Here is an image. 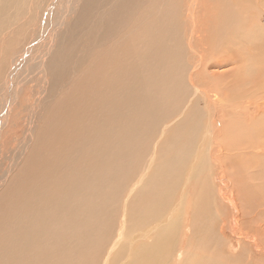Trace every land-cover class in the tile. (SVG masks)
Instances as JSON below:
<instances>
[{"label":"bare ground","instance_id":"obj_1","mask_svg":"<svg viewBox=\"0 0 264 264\" xmlns=\"http://www.w3.org/2000/svg\"><path fill=\"white\" fill-rule=\"evenodd\" d=\"M40 27L47 28L42 36ZM13 36L11 53L0 67L1 149L2 130L30 76L38 75L40 91L35 107L27 109L30 117L7 154V165H0V264H66L62 261L69 251L62 240L70 241L79 225L85 226L79 241L86 246L93 239L86 231L111 204L106 211L107 201L101 207L108 196L103 188L117 184L121 164L148 145L153 148L148 167L125 196L133 200L147 190L153 195L146 208L136 206L133 224L142 226L177 198L178 204L169 209L176 213L129 234L122 249L131 220V202L125 200L101 264H112L114 257L118 264H165L164 253L182 222L180 186L190 180L200 186L197 202L189 206L195 235L191 243L196 247L213 238L212 249L220 254L223 241L217 233L223 234L224 221L219 229L214 224V189L204 183L212 176L213 154L224 167V149L231 145L225 136L244 138L249 153L261 145L257 141L264 132V111L247 123L233 108L251 99L264 109V0H0V56ZM20 56L25 61L12 65ZM177 107L180 112L173 115ZM218 110L228 116L221 142L215 135L219 126L211 121ZM161 121L165 123L159 128ZM263 157L251 155L250 160L256 165ZM233 169L238 171V165ZM81 189L90 195L82 199ZM235 197L228 193L226 199ZM203 225L210 234L201 240L197 233ZM79 247L71 249V259ZM211 260L221 264L218 257ZM178 263L189 264V252Z\"/></svg>","mask_w":264,"mask_h":264},{"label":"rangeland","instance_id":"obj_2","mask_svg":"<svg viewBox=\"0 0 264 264\" xmlns=\"http://www.w3.org/2000/svg\"><path fill=\"white\" fill-rule=\"evenodd\" d=\"M185 1L186 0H178V4H182ZM23 15L22 16L20 15V18L18 15L16 17V19L17 20L20 19L22 21ZM43 20H45V17L43 18ZM11 29H13L14 31L16 30L14 25ZM46 29L40 27L38 34L43 32V33H41V36H42L45 33ZM9 35H10V31L8 32L7 36H9ZM41 36H38V40L40 41V44L42 43V39L39 38ZM8 39H9L8 42L6 44L4 43L5 47H4V50L2 52L3 56H0V60H1L0 67L2 66L3 63H5V59L10 55V53H11L10 50H12V44L15 42L16 36L10 37ZM27 47H35V46H27ZM39 50L40 49H38V52H39ZM26 55H27V53L24 54L23 57ZM21 56L15 58L16 60L14 59V61H13L15 64L12 62L13 63L12 65H17V63H23L25 61V59L22 58ZM37 56L38 55H35L34 58H36ZM230 77L231 76L229 75L228 78H230ZM38 81H39L38 75H32V76H30V79L28 80V82L24 86H22V89L19 91L18 95L16 96L17 99L15 100V103H14L15 108L14 109L12 108V110L10 112V116H8L7 123L5 124L6 126L2 130L3 134H2L1 139H2L5 147L3 146L2 149L0 147V165H2L4 167L8 163L7 154L10 155L9 154L10 148H14L18 144V140L23 133V129H25L24 120L27 119V117H30L29 112H27V109L29 107H33V105L35 107L36 95L40 91L39 85L37 84ZM16 82L17 81H15V78H14V83H16ZM20 97H21V99H20ZM184 100H186V98L183 99V101L180 105H182V104L185 105L186 102ZM19 101H21L20 104H18ZM196 104L202 105L204 107L205 102L198 100L196 102ZM241 105L234 106L233 111L239 119H243L247 123L254 120L257 117V115L260 114L261 111H264V109L260 108V105L257 101H253L251 99L245 100ZM26 106H28V107H26ZM206 106H209V105H206ZM179 107H177L173 110V115L178 114L180 112ZM198 107H200V106H198ZM239 107L241 110L239 109ZM202 109L203 108L200 107L199 112H201ZM168 120L169 119L167 118L166 121H168ZM227 120H228V116L225 113L223 115L222 110H218V113L213 114L211 116V121L215 122L219 126V129L215 130L216 141H218V142H221V139L223 136V130H224L223 126L227 123ZM163 123H165V121H161V123L159 124V128L161 127V125ZM160 132L161 131H159L157 133V138L159 136L158 139L161 138L160 140H162V136L159 134ZM199 134H200V132H199ZM202 136L203 135H201L200 137L202 138ZM170 138H171L170 141H174L173 135H171ZM225 138H226L227 145H229V143L231 145H230L229 150L227 148H225L226 149V151H225V149H224V153L228 152L227 153L228 155H226V158H225V154H224V156L222 155L223 160H224V167L223 166L220 167V164H218V161L216 159V158H218V156L216 154H213L212 155L213 157H211V160L209 162V168L211 170L210 173H212V176H211L212 180L211 179L207 180L204 183V185H205L206 183L209 182L208 184L213 186L212 188L214 189L211 192V193L214 192V194H215V195L213 194V196H215V197L211 196L212 197L211 199L213 200V202H214V200H216V202H214L216 208H215V210H213L214 214H215V217L213 218L214 224L217 225L216 227L219 229L220 225L218 226V224H222V222L224 221L223 222L224 226H222L223 227V234H222V232L217 233V235H218L217 238L218 239L220 238L223 241V244L220 245L222 250H220L221 251L220 254L215 253V251L212 249V248H215V244L211 243L213 238H211L207 241L202 240V238L206 237V235L209 236V234H210V231L208 230L209 228H207L205 225L199 226V230H202V232L200 234L197 233V236L202 240L200 242L201 244H198V246L193 247V243H191V242H192V238H194L195 235L193 234V231L191 229V225H189V221L191 219V212H189L191 210L189 209V206L191 205V202H197L195 196L197 195L196 192L200 186H199V183L194 182V180L192 182H191V180L187 181L184 185H182L183 182H181L182 184H180V185H182V186H180V187L181 188L183 187V192H184L183 200H182L184 211H183V214L181 217L182 219H180V220H182V222L179 221L180 225L178 226V229H176V238L177 239L176 240L173 239L174 241L170 243V245L167 247V251L164 253L165 264H179L178 262H180L183 259V253L185 251L187 253L189 252V259H190L189 264H194V263L206 264L208 261L210 263L211 262L214 263V261L211 260L212 257H214V259H217V257H218L219 258L218 261H221V264H264V173H263V175L261 173V172H264V166H263L264 161H262L263 159H261V161L257 162L255 165L254 162H252L250 160V159H252V158H250L251 155H253V156L263 155L264 156V152H263L264 151V132H262V134L260 135V138H258V141H257V142H260L261 145H259V147H257V148H254L252 150V152H250V153H249V147H247L248 142H246V140L244 138H242L241 136H240V138H237L236 136H230V137L225 136ZM12 139H13L14 144L11 142ZM198 139L200 140L199 136H198ZM205 140H206V138H205ZM7 141H9V142H7ZM145 143H147V145H148V141H145ZM151 145H153V144H151ZM6 146H7V149H6ZM237 146H238V148H237ZM145 147L146 148H144V146H142V148L144 150L143 149H142L143 151L140 150V152L137 153V155L136 154L134 155V151H133L132 152L133 154H131V156H130L131 158H129L127 161L123 162L124 164L123 163L121 164L123 166V168L121 166L120 170L122 169L123 172H120V174H123V176L121 179L120 178L118 179L117 184L116 183L113 184V183L109 182V183H106V186L103 188V190L105 189L107 191V194H108L107 197L109 200H107V197L105 196L104 197L105 199L103 198L104 200H102L104 202H102L101 207L103 206L104 203L107 204V202H108V204L105 205L106 207H104L105 209L103 208V210H105V211L107 209L108 210L106 211V213L104 211H100L101 216L97 217V219L94 221L95 223L93 222L94 224L91 225L92 228L86 231L87 233H89L90 235L93 236V239L91 240V238H90L89 243L86 246L84 245V243L79 241V240L83 239L82 238V235H83V229L82 228L85 227L83 225H79V227L77 228V229H79V230H77L78 232L75 231V234L73 235V237L70 236V239H69L70 241H68V239L66 241L62 240L64 242L63 248L65 249L66 254L69 251L67 259L65 261L61 260L62 262L66 263V264H101L102 259H104V257H105V253L108 249L109 244L111 243L113 238H115V234L117 233L116 230L118 229L117 225H118L119 217H120V214H122L121 213L122 212L121 205L125 202V200L128 203H129V201L131 202L130 203L131 205L129 204V208L131 209L130 210V214H131L130 216L131 217L129 216V218H131V220H130V226L128 228V231H129L127 234L128 236L125 234V236H127V239L125 238V241L127 243L124 242V245H123L124 247H122V249L127 246L128 242L131 238L130 235L136 234L137 231L140 232L141 229H144L146 227H152V226L156 225V223L157 222L159 223L161 221V218H163L164 216H165L164 218L166 220V216L171 217L176 213V210L174 209V207L171 209L174 214L169 209L174 204H178V202H174L177 198L173 202H168L164 206L163 212H165V213L167 212L166 214H168V215H166L163 212H160L154 218H151L150 221L147 220V222H145L146 224L143 221L144 224L142 226H138L139 224L137 222H135L136 225L133 224L135 217H136V212L138 210L136 208V206L139 207V206L143 205V207L146 208L147 204H145V202L148 203L150 197L153 195V193H151L152 192L151 190H150V192L147 190L146 194H144V192H143L142 194L140 193V194H137V196H134V198L136 197L135 200H134V198H133V200L131 199L133 196H131L129 198L128 197L126 198V196H125L127 190L130 187H132L134 182L136 183L138 181L137 179H139V174H141V172L144 171L146 161L148 164V159H149L148 157L151 156V154H152L151 150H153V148H150L151 147L150 145L145 146ZM4 150H6V151H4ZM193 151H194V148L192 149V153H193ZM230 152H232V153L230 154ZM244 153H249V154L247 155ZM153 157H154V154H153ZM3 158H5V159H3ZM230 159H232V160H230ZM4 160H6V161H4ZM225 160H227V161H225ZM232 161H235L236 163H234ZM256 161H258V160H256ZM259 163H261V165ZM235 165H238V167H239L238 171H236V169H233V168H235ZM147 167H148V165H147ZM252 168L254 170H252ZM125 169H126V171L124 172ZM258 171H260L259 174L257 173ZM218 178L219 179L221 178V179L219 180ZM133 180H135V181H133ZM115 184L117 186H119V188H117V186ZM208 184H206V185L209 186ZM147 186L149 187L150 183H149V185L147 184L146 187ZM139 187H141V186H139ZM148 187H147V189H148ZM180 187H179V190H180ZM138 188H137V190H138ZM115 189H116V191L118 190V192H117L118 194H115V195H117L116 197L114 195V193L116 192ZM111 190H113V191H111ZM137 190H135V192ZM82 191L84 192V195H83ZM156 191L157 190L155 189V192ZM128 192H127V194H128ZM147 192H149V193H147ZM86 193L88 195H90L88 193V191L81 189V192H80L81 198L84 196H85V198H87L88 196H86L87 195ZM228 193L236 196L234 198V200H232V202L227 201V199H226V197L228 196ZM112 195H113V198H110V196H112ZM132 195H134V192ZM139 196H142V197L145 196V197L142 198ZM115 199H117V200H115ZM127 199H129V200L127 201ZM109 203H111L110 207L107 208L109 206ZM99 204H101V202L100 203L98 202V205ZM134 208H136V209H134ZM103 212L105 214V215L103 214L104 216L102 215ZM218 212L222 216H218ZM106 214H108V216H106ZM188 214H189V216H188ZM169 215H171V216H169ZM101 217L103 219H101ZM105 217H108L107 218L108 220H106ZM75 218H76V216H75ZM76 220L78 223L79 219L76 218ZM99 220H101V221H99ZM140 221H141V219H140ZM206 222H208V221L206 220ZM215 222H217V223H215ZM134 227H136V228H134ZM77 233H78V236H77ZM76 237H79L80 239H78ZM239 237H240V240L238 239ZM145 239L146 238H144L143 240H145ZM220 239H219V241H220ZM62 241H61V245H62ZM78 242H79V244L80 243H82V244L79 245ZM91 243H92V245H91ZM75 246L76 247L80 246L79 249H82V250H80V252L78 254L74 255L73 259H71L70 254H73V250H74L73 248H75ZM174 246H175V248H174ZM244 246H246V247H244ZM71 249H73V250H71ZM70 250L72 252H70ZM162 252H163V250H161V253ZM214 253H215V255H213ZM111 256H113V253ZM234 259H236V261ZM223 260H224V262H223ZM54 261H55V259L51 258V263H53ZM229 261H230V263H229ZM233 261H235L236 263ZM237 261H238V263H237ZM118 262H119V259L114 257L112 260V264H118Z\"/></svg>","mask_w":264,"mask_h":264}]
</instances>
